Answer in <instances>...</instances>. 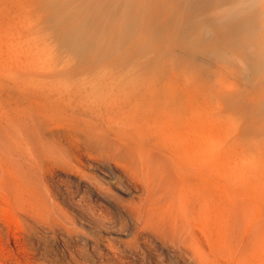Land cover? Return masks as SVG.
Masks as SVG:
<instances>
[{
  "label": "bare ground",
  "instance_id": "bare-ground-1",
  "mask_svg": "<svg viewBox=\"0 0 264 264\" xmlns=\"http://www.w3.org/2000/svg\"><path fill=\"white\" fill-rule=\"evenodd\" d=\"M138 1L97 0L90 14L79 15L74 26L60 31L62 42L84 60L95 54L97 59L114 54L117 44L134 35V26L142 23L136 11ZM162 3L164 22L159 17L153 20L164 26L150 22V38L162 39L164 33L157 54L175 46L188 54L197 51L227 61L239 69L245 87L257 91L250 93L254 103H241L246 105L241 108L262 114L264 0ZM146 6L150 5L143 10L149 12ZM107 8L113 15L105 26L101 18L108 14ZM157 66L156 73L49 71L41 72L38 77L43 81L38 84L32 79L36 94L53 106L85 111L99 107L109 113L135 115L17 118L19 140L7 137L11 142L0 145V170L16 163L25 175H33V180H24L16 187L25 201H14L23 227H49L54 233L62 230L63 209L43 199L40 181L62 175L81 181L98 199L127 215L136 238L148 237L162 245L179 264H264V170H260L264 168H258L256 161L257 166L233 163L232 153L227 156L225 151L216 150L214 118H164V91H154L164 79L162 65ZM148 113L161 118H142ZM111 188L128 198L126 204L117 202ZM8 242L9 251L0 257V264H38L24 251L21 234Z\"/></svg>",
  "mask_w": 264,
  "mask_h": 264
},
{
  "label": "rangeland",
  "instance_id": "rangeland-1",
  "mask_svg": "<svg viewBox=\"0 0 264 264\" xmlns=\"http://www.w3.org/2000/svg\"><path fill=\"white\" fill-rule=\"evenodd\" d=\"M96 1L0 0V145L11 142L9 137L15 142L19 140L17 118H134L135 114L128 116L124 111L115 114L118 111L109 113L99 107L93 109L94 112L80 108L70 110L45 102L46 99L39 97L35 90L36 84L43 81L38 77L43 72L156 73L159 71L157 63H160L164 79L158 82L154 91H164V118H214L215 149L225 151L227 156L232 153L234 160L229 158L231 155L228 160L233 163L257 166V162L258 168H264V112L256 115L242 109L246 103H254L250 102V95L257 91L245 87L239 69L225 60H216L197 51L188 54L175 46H168L163 54H157L164 33L159 40L150 38L149 33L153 24H164L157 23L158 20L164 22V0H159L161 5L158 0L156 5L147 0L138 1L136 11L142 17L139 21L142 20L143 26L138 22L134 26V35L122 41L123 46L119 42L117 51L108 57L98 56L97 59L95 54L84 60L66 46L60 31L74 26L79 15L90 14ZM142 2L150 5L148 7L154 14L147 6L149 12L144 11L146 4L141 5ZM107 9L108 14L101 18L105 26L112 21L109 15H113ZM32 79L38 82L35 84ZM26 82L33 83L28 85ZM33 84L35 86L31 87ZM243 98H247L246 101ZM241 103H245L243 107ZM156 117L161 118L154 113L142 118ZM12 164L10 169L0 170V257L9 251L8 241L21 234L25 239L24 251L38 264H179V259L167 253L162 245L148 237L136 238L135 227L127 215L98 199L74 177L40 178L44 186L43 199L56 205L57 209H63L62 230L54 233L49 227L34 225L32 230L25 229L14 204V201L16 204L25 201L20 198L16 187L24 180H33V175H25L22 168ZM262 173L264 175V171ZM110 191L118 198L119 204H126V196L119 195L114 188Z\"/></svg>",
  "mask_w": 264,
  "mask_h": 264
}]
</instances>
